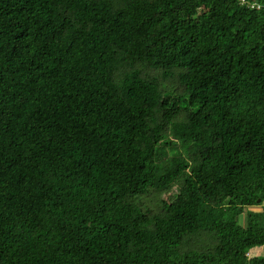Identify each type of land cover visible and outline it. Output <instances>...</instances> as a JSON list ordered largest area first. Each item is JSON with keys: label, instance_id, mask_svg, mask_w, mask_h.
<instances>
[{"label": "trees", "instance_id": "1", "mask_svg": "<svg viewBox=\"0 0 264 264\" xmlns=\"http://www.w3.org/2000/svg\"><path fill=\"white\" fill-rule=\"evenodd\" d=\"M262 205L264 0H0V264H264Z\"/></svg>", "mask_w": 264, "mask_h": 264}, {"label": "rangeland", "instance_id": "2", "mask_svg": "<svg viewBox=\"0 0 264 264\" xmlns=\"http://www.w3.org/2000/svg\"><path fill=\"white\" fill-rule=\"evenodd\" d=\"M253 210L254 211H259V212H263V210H264V205H262V206H256V207H254L253 208ZM250 211H252V210H250ZM242 220V219H241ZM262 253H264V250H262Z\"/></svg>", "mask_w": 264, "mask_h": 264}, {"label": "crops", "instance_id": "3", "mask_svg": "<svg viewBox=\"0 0 264 264\" xmlns=\"http://www.w3.org/2000/svg\"><path fill=\"white\" fill-rule=\"evenodd\" d=\"M262 253V251H258L256 252L254 255H260ZM252 255V254H251Z\"/></svg>", "mask_w": 264, "mask_h": 264}, {"label": "water", "instance_id": "4", "mask_svg": "<svg viewBox=\"0 0 264 264\" xmlns=\"http://www.w3.org/2000/svg\"><path fill=\"white\" fill-rule=\"evenodd\" d=\"M259 202V201H258Z\"/></svg>", "mask_w": 264, "mask_h": 264}]
</instances>
